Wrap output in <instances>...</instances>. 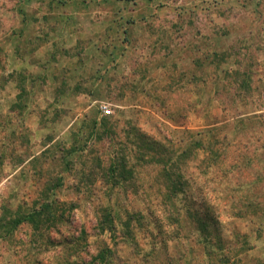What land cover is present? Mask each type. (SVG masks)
I'll list each match as a JSON object with an SVG mask.
<instances>
[{"label": "rangeland", "instance_id": "obj_1", "mask_svg": "<svg viewBox=\"0 0 264 264\" xmlns=\"http://www.w3.org/2000/svg\"><path fill=\"white\" fill-rule=\"evenodd\" d=\"M141 135L264 264V0H0V264H212L188 222L172 237Z\"/></svg>", "mask_w": 264, "mask_h": 264}, {"label": "trees", "instance_id": "obj_2", "mask_svg": "<svg viewBox=\"0 0 264 264\" xmlns=\"http://www.w3.org/2000/svg\"><path fill=\"white\" fill-rule=\"evenodd\" d=\"M104 117H107L103 115ZM111 116V115H110ZM104 120V119H103ZM105 123V122H104ZM145 135H141L143 137ZM144 140H140V145H148L155 147V150L158 156L154 157V161L160 165V175L163 176L165 184H163L162 194V212L165 217L170 219L172 222L176 223L179 228L176 231L177 235L172 236L176 240L180 239L178 233L180 232V225L188 222L190 226L196 231L198 235L197 241L202 245L205 256L211 259V263L218 264H241V251L236 250L234 247H230L232 240L229 235H223V228L220 223V217L212 210L210 206H207L205 203H202L201 200V191L197 188L191 189L186 183V175L183 172V168L179 165H175L177 160L183 159L185 152L181 151L177 155V159H165L160 156L161 153L165 151L163 144L152 141L148 136L143 137ZM165 154V153H164ZM169 162V164H167ZM125 162L122 160H117L111 164L106 170L107 173L112 175H117L125 178ZM118 179V178H117ZM193 192L197 196L192 195ZM57 206L54 204V201H47L44 204H40L38 209H28L27 213H22L18 215L12 221V227L18 226L22 222L32 223L35 227L41 225L38 216L46 215L50 222L54 218L51 210L55 209ZM101 217L98 219V226L101 232L108 231L113 233L116 230V223L114 221V216L112 214V209L109 207H102ZM170 222V221H169ZM122 228L125 229L126 234H131L128 231L129 225L121 224ZM158 232L161 230V224L156 225ZM238 234L237 230H235ZM235 235V233L233 234ZM244 238L243 234H240ZM245 246V251L250 249L249 241L245 238L243 239L242 246ZM105 252L99 253L94 256V262H105L106 257L110 258L112 251L110 249H104ZM196 261V258L194 259Z\"/></svg>", "mask_w": 264, "mask_h": 264}, {"label": "built area", "instance_id": "obj_3", "mask_svg": "<svg viewBox=\"0 0 264 264\" xmlns=\"http://www.w3.org/2000/svg\"><path fill=\"white\" fill-rule=\"evenodd\" d=\"M97 107L101 115L110 116L115 112V109L112 107V105L104 101H97Z\"/></svg>", "mask_w": 264, "mask_h": 264}]
</instances>
